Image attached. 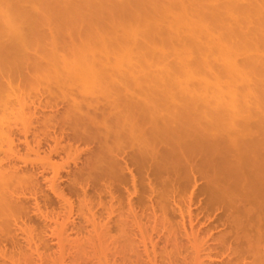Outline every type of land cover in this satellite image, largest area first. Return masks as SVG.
<instances>
[{"label": "rangeland", "instance_id": "374dc122", "mask_svg": "<svg viewBox=\"0 0 264 264\" xmlns=\"http://www.w3.org/2000/svg\"><path fill=\"white\" fill-rule=\"evenodd\" d=\"M87 1L0 0V170L19 210L0 218V264H264V67L245 63L264 46L233 53L244 79L209 49L246 44L264 1L235 0L262 5L245 23L234 0ZM215 77L237 110L209 83L196 103ZM146 129L170 140L142 145Z\"/></svg>", "mask_w": 264, "mask_h": 264}, {"label": "bare ground", "instance_id": "6f19581e", "mask_svg": "<svg viewBox=\"0 0 264 264\" xmlns=\"http://www.w3.org/2000/svg\"><path fill=\"white\" fill-rule=\"evenodd\" d=\"M103 1H104V0H103ZM238 1H239V0H238ZM263 1H264V0H263ZM47 2H48V1H47ZM87 2H89V3L91 4L92 1L89 0V1H87ZM232 2H233V1H232ZM89 3H87V4H89ZM100 3H102V2H100ZM233 3H234V4H233ZM233 3L230 4V5H232V6H230L231 9H230V10L228 9V10H229V11H232V12L235 11L237 8H238V10H239V7H240L241 5L238 7V2H235V0H234ZM261 3H264V2H261ZM90 4H89V5H90ZM92 4H93V3H92ZM251 4H252V3H251ZM252 5H253V4H252ZM254 5H255V6H250V5H249V7H248V5H246V6L248 7V9H245L246 6L240 7V9H241L240 12L242 11V14L244 15V13H243V11H244V12H245V16H243V17H245V20L247 19L246 21L243 20L241 23H243V22H244V23H245V22H248V18H249V21H250V20H251L250 18H253L254 15H255V14H254L255 8H259L260 6H262V5H260V6L258 7L256 4H254ZM233 6H236L237 8H236V7L234 8ZM256 6H257V7H256ZM263 6H264V5H263ZM249 8H250V9H249ZM251 8H253V9H251ZM232 9H233V10H232ZM234 9H235V10H234ZM259 9H260V10H259ZM259 9H258V10H259L260 13L263 12V10H262L261 8H259ZM245 10H246V11H245ZM249 10H250L251 12H252V10H253V12L250 13ZM261 10H262V11H261ZM247 11H248V13H247ZM247 14H248V15H247ZM249 14H251V15L253 14V16L251 17ZM256 14L259 15V13H256ZM261 14H263V15H259V17H258V16H256V17H258V20H257V21H260L259 24H260L261 27H260L259 24H258V27H257V28H258V29H259V28L261 29V30L259 29V31H261L262 35L260 36L261 33H260L259 31H257V32H256V35H255V30H254L253 33H252L253 35H252V34H251L252 36H251V35H250V36L247 35L248 37L244 35V32L242 33V34L244 35V38H243V37H242V38H243L244 40L247 39L246 42L249 43L250 45L247 44V43H246L247 45L244 44L245 41L241 40L240 43H239L241 46L239 47V45L237 44L238 46H237L236 48H234V49H236V50H234V49H233V50H230V49H228L227 47L225 48L223 45H221L220 47L215 46L216 48H214V47H213V48H211V47L209 48V49H210L211 51H213V52H214L213 49H216V50L218 51L217 53H219V55L221 56L220 58L223 60V62H226V64L224 63V65H225V66L223 67L224 69L222 68V69H223V72L226 70V72L231 73V74H232V73H237V74H240L241 76L243 75V76L241 77V78H243V77H245L244 74H247V71H248L249 73H250V71H251V73H252V70H251V69H253V67L258 66V64H259L261 67H264L263 64H262V62H263L262 58H263V57L261 58V57L257 56V54H258L259 52H258V50H256V49H258V48L264 46V41L262 42L263 39H262V40L260 39V38H264V36H263V35H264V32H263V31H264V29H263V28H264V13H261ZM246 16H247L248 18H247ZM260 16H261V17H260ZM203 17H204V16H203ZM214 17H215V16H214ZM259 18H260V20H259ZM243 19H244V18H243ZM177 21H178V22H177ZM177 21L175 20V22L173 21V23L171 22V23L169 24L170 29L168 28V29H169V31L167 32L168 34H169L170 32L172 33V31H178V29L181 28V27H179V26H181L183 22L179 21V19H178ZM257 23H258V22H257ZM179 24H180V25H179ZM177 25H178V26H177ZM184 27H185V26H184ZM199 27H200V26H199ZM239 27H241V26H239ZM239 27H238V28H239ZM196 28H197V27H196ZM238 28H236V29H231V30H230V29L227 30L228 34H227V32H226V36L229 37V40H230V38H233L234 35L237 36V35H236L237 33H238L239 37L241 36V32H242V31H240V28H239V29H238ZM241 28H242V27H241ZM184 29H185V28H184ZM195 30H196V29H195ZM195 30H194V35H195V33H196ZM233 30H235V31L237 30V33H236L235 31H233ZM241 30H242V29H241ZM181 31H182V30H181ZM192 31H193V30H192ZM196 31L198 32V31H200V30H196ZM238 31L240 32V34H239ZM171 33H170V35H169V36H170L169 39L172 38L171 35L175 38V37H176L175 34H171ZM178 34H179V33H178ZM180 34H181V33H180ZM192 34H193V33H192ZM254 35H255V36H254ZM257 35H259L260 38H258ZM177 36H178V35H177ZM192 36H193V35H192ZM198 36H199V34H198ZM198 36H197V38H198ZM253 36H254V37H253ZM256 36H257V38H255ZM201 37H202V36H201ZM246 37H247V38H246ZM195 38H196V36H195V37L193 36V39H192V41H190V43L192 42V43H194L195 46H198L199 39H197V38L195 39ZM240 38H241V37H240ZM242 38H241V39H242ZM248 38H249V40H251V39L254 38V40L256 41V43H255V42H252L253 40H252L251 43H250V41H248ZM194 39H195V40H194ZM200 39H201V38H200ZM256 39H257V40H256ZM258 39H259V40H258ZM171 40H173V38H172ZM195 41H196V42H195ZM242 41H243V42H242ZM259 41L262 42V43H259L260 45L262 44V46H260V45L258 44ZM241 42L243 43V45H244L245 47H247V49H246V48H245V49L242 48V47H244V46L242 45ZM192 43H191V45H192ZM199 44H200V45H199L197 48L194 47V45L191 46V45L189 44V45H190V46H189V49H190V48H193V49L196 48L195 50L198 51V48H199L198 53H200V49H201V51H202V49H203V47L201 46V45H202L201 40H200V43H199ZM251 44H252V45L254 44V45L251 46ZM255 44H256V46H255ZM257 44H258V45H257ZM248 45H249L250 47H253V48H250V47L248 48ZM258 46H259V47H258ZM201 47H202V48H201ZM238 48L241 49V50H239ZM189 49H187L186 53H188V52L191 53V51H188ZM193 49H192V50H193ZM218 49H219V50H218ZM248 49H249V50H248ZM260 49H261V48H260ZM205 50H206V49H205ZM207 50H208V49H207ZM207 50H206V52H207ZM210 50H209V51H210ZM238 50H239V51H242V50H246V51L254 50L255 53H256V51H257L258 53L255 55V57L258 58L259 61H258V60L254 57V55H253V56L250 57L251 60H250V59H245V60H246L245 63H246L247 65L243 63L244 66H245V65L248 66V63H249V66L247 67V71H246V69H245L246 66H245V68H243V67H244L243 65H240V66H242V67H238L239 64L236 65V64H237V63H235L236 61L233 60V57L235 58V55H236L235 53H236V52L239 53ZM197 51H195V52H197ZM211 51L209 52L210 56L214 55V53L211 52ZM260 51H261V50H260ZM262 51H263V50H262ZM203 52H204V50H203ZM203 52H202V54H205V53H203ZM234 52H235V53H234ZM233 53H234L235 55H234ZM200 54H201V53H200ZM211 54H212V55H211ZM233 55H234V56H233ZM258 55H259V54H258ZM208 56H209V55H208ZM208 58H209V57H208ZM208 58H207V59H208ZM246 58H247V57H246ZM248 58H249V56H248ZM259 58H261V59H259ZM221 59H220V60H221ZM215 60H216V59H215ZM256 60H257V62H255ZM261 60H262V61H261ZM205 61H207V62L205 63ZM205 61H204V63H205L204 66H206V65L208 64L209 67H210V66H211V64H210L211 62L208 63V61H210V59L205 60ZM212 61H214V59H213ZM249 61H251V62H249ZM100 62H101V61H100ZM252 62H254L255 64H253ZM258 62H259V63H258ZM98 63H99V62H98ZM214 63H215V62H214ZM256 63H257V65H256ZM251 64H252V65H256V66H252ZM208 65H207V66H208ZM250 65H251L252 68L250 67ZM249 67H250V68H249ZM261 67H260V69H261ZM210 68H212V66H211ZM95 69H96V68H95ZM95 69H94V70H95ZM99 69H100V68H99ZM249 69H250V70H249ZM96 70H97V69H96ZM103 70H104V69H103ZM220 70H221V69H220ZM221 72H222V71H221ZM260 72H261V70L258 71V72L256 71L257 74H259V75H261V76H264V71H263V73H260ZM251 73H250V75H252ZM98 74H99V72H98ZM100 74H101V73H100ZM100 74H99V75H100ZM257 74H256V75H257ZM99 75H96V76L100 77ZM217 78H218V77H217ZM217 78L215 77L216 80H215V81L213 80V82H210L209 80H208V81L205 80V81H204L205 84L200 85V87H206L205 89H204V88H203V89H204L205 91H207V92H205L203 89H201V90H202V91H201L202 94L205 93L204 95L201 94V96L204 97V98H199L197 101L195 100L196 103H197L199 100H203V99H204V102H205V101L207 102V101L209 100L208 98H209L210 96L208 95V92H209V91H208V90H209L208 88H210V86L213 85V86H211L210 89L216 91V92L214 91V96H213V97H215V98H214L215 101H217V102L219 101L218 104H219L220 106H222V105L224 104V105H223L224 109H225V105H226V103H228V105H231V104H232V105L234 106L233 108H234L235 110H237L236 108H237V105L239 106V104L236 103L237 100H238V98H237V96H236V92H235V90H232V89L229 88V90H230L231 92H232V91H233V92L231 93V92H229V90L227 91V89H225L226 87H223V85H222L223 82H222V81L219 82L218 79H220V78H218V79H217ZM243 79H244V78H243ZM245 79H248L247 75H246V78H245ZM221 82H222V83H221ZM201 83H203V81H202ZM208 83L211 84V85H209ZM212 83H213V84H212ZM204 85H205V86H204ZM208 85H209V86H208ZM221 85H222V89H224V90H226V91H224V90L221 91V89H219V88L221 87ZM259 85H261V84H259ZM207 86H208V87H207ZM215 87H216V88H215ZM217 87H218V88H217ZM229 87H230V86H229ZM206 89H207V90H206ZM217 89H218V91H217ZM203 91H204V92H203ZM217 92H219V93L222 92V93H224V95H225L227 92H229L231 95H232L234 92H235V94H233V96H230L229 93H228V95L230 96V98H229V102H228V101L226 102V101L223 99L224 95H223L222 93H220V94L218 95ZM215 94L217 95V97L219 96L218 99H217V97H216ZM206 95H208V98H207ZM220 95H221V96H220ZM242 95H243V97H242V96H240V97H242V98L244 99V97H246V94L243 93ZM244 95H245V96H244ZM247 95H248V94H247ZM222 96H223V97H222ZM232 97H233V98H232ZM205 98H206V99H205ZM221 98H222V99H221ZM224 98H225V97H224ZM242 98H240V100H239L240 102L242 101ZM189 99H190V98H189ZM212 99H213V98H212ZM216 99H217V100H216ZM231 99H232V100H231ZM131 100H132V99H131ZM187 100H188V99H187ZM191 100H192V104H193V98H192ZM124 101L126 102V99H125ZM135 101H136V100H135ZM135 101H134V103H135ZM138 101H139V100H138ZM185 101H186V100H185ZM188 101H189V100H188ZM188 101H187V103H188ZM195 101H194V104H195ZM210 101H211V100H210ZM223 101H224L225 103H224ZM230 101H231V103H230ZM232 101H233V102H232ZM246 101H247V97H246V99H244V101H242V102H243V103H246ZM119 102H120V101H119ZM121 102H122V101H121ZM136 102H137V101H136ZM140 102L142 103L141 100H140ZM204 102H203V103H204ZM206 102H205V103H206ZM212 102H214V100H213ZM217 102H216V103H217ZM132 103H133V102H132ZM132 103H131V104H132ZM134 103H133V105H134ZM141 103L138 102V103H137V106H138V104L140 105ZM182 103H183V102H182ZM210 103H211V102H210ZM216 103H215V104H216ZM229 103H230V104H229ZM235 103H236V105H235ZM111 104H112V102H111ZM128 104H130V103H128ZM131 104H130V107H129L130 109H129V110H130V111H134L133 108L136 107V106L133 107V105H131ZM143 104L146 105L147 103H146V104L143 103ZM185 104H186V103H185ZM194 104H193V105H194ZM198 104H199V103H198ZM198 104H197V105H198ZM207 104H208V102H207ZM221 104H222V105H221ZM240 104H241V103H240ZM124 105H125V104H124ZM189 105H190V103H189ZM195 105H196V104H195ZM197 105H196V106H197ZM201 105H202V104H201ZM216 105H217V104H216ZM228 105H226V106H228ZM140 106H142V105H140ZM147 106H148V105H147ZM187 106H188V105H187ZM191 106H192V105H191ZM204 106H205V105H204ZM220 106H217V107H220ZM235 106H236V108H235ZM246 106H247V105H246ZM246 106H245V107H246ZM123 107H124V106H123ZM143 107H144V106H143ZM145 107H146V106H145ZM198 107H199V105H198ZM207 107H208V106H207ZM137 108H138V107H137ZM147 108H148V107H147ZM190 108H191V107H190ZM226 108H227V107H226ZM131 109H132V110H131ZM145 109H146V108H145ZM145 109H143V110H145ZM179 109H180V108H179ZM185 109H186V108H185ZM188 109H189V108H188ZM217 109H218V108H217ZM123 110H126V109L123 108ZM190 110H191V109H189V111H190ZM200 110H201V109H200ZM130 111H129V112H130ZM136 111H137V110H136ZM136 111H134V112H136ZM184 111H185V110H184ZM196 111H197V108H196ZM122 112H123V111H122ZM203 112H205V111H203ZM235 112H237V111H235ZM241 112H242V111H241ZM144 113H145V112H144ZM144 113H143V114H144ZM175 113H176V112H175ZM177 113H178V112H177ZM197 113H198V112H197ZM207 113H208V112H207ZM210 113H211V112H210ZM215 113H216V112H215ZM140 114H142L141 111H140ZM191 114H192V113H191ZM199 114H200V113H199ZM240 114H241V113H240ZM128 115H129V114H128ZM152 115H153V114H152ZM184 115H185V112H184ZM202 115H203V114H202ZM215 115H216V114H215ZM231 115H233V114H231ZM126 116H127V115H126ZM132 116H133V115H132ZM142 116H143V115H142ZM118 117H119V116H118ZM121 117H122V115H121ZM130 117H131V116H130ZM153 117H154V116H153ZM119 118H120V117H119ZM123 118H124V117H123ZM132 118H134V117H132ZM142 118H145V117H142ZM150 118H151V117H150ZM159 118H160V117H159ZM202 118H203V117H202ZM125 119H126V121H124ZM127 119H129V117H125L124 120L122 119V120H121V121H122L121 124L118 123V121H120V119H119L118 121L116 120L117 122H116V121H115V122H116V124L118 123V125L120 124V125L124 128L123 130H125V129L128 128V127H130L131 129L134 127V128L132 129L131 133L133 132V130H135V127L140 126V125L144 122V121H143V122L140 124V122H141L142 120H144V119H141V121H139L138 119H140V117L137 118V119L134 118V119H136L137 121H136V120H133V119H131V120L128 121ZM173 119H174V118H173ZM203 119H204V118H203ZM189 120H190V119H189ZM127 121H128V122H127ZM154 121H156V120H154ZM159 121H160V119H159ZM176 121H177V120H176ZM186 121H187V120H186ZM186 121H185V122H186ZM190 121H191V120H190ZM200 121H201V119H200ZM202 121H203V120H202ZM215 121H216V120H215ZM152 122H153V121H152ZM181 122H182V121H181ZM213 122H214V121H213ZM163 123H164V122H163ZM200 123H201V122H200ZM214 123H215V122H214ZM237 123H238V122H237ZM113 124H114V123H113ZM156 124H157V123H156ZM160 124H161V123H160ZM175 124H176V123H175ZM175 124H173V125H175ZM9 125H10V124H9ZM114 125H115V124H114ZM120 125L117 127L118 129H121V126H120ZM148 125H149V124H148ZM162 125H163V124H162ZM179 125H180V124H179ZM237 125H238V124H237ZM245 125H246V124H245ZM152 126H155V123H154V125H152ZM159 126H160V125H159ZM249 126H250V125H249ZM7 127H8V126H7ZM171 127H172V125H171ZM171 127H170V128H171ZM242 127H243V126H242ZM2 128H3V127H2ZM152 128H153V127H152ZM154 128H155V127H154ZM179 128H180V126H179ZM6 129H7V128H6ZM149 129H151V128H149ZM158 129H160V128L158 127ZM164 129H165V127H164ZM171 129H172V128H171ZM195 129H196V128H195ZM242 129H244V128H242ZM123 130H122L121 135L124 133ZM162 130H163V129H162ZM174 130H175V129H174ZM174 130H173V131H174ZM182 130H183V129H182ZM248 130H249V129H248ZM127 131H128V130H127ZM146 131H148V132H146ZM146 131L144 132V135H145V136L142 135V133H141V135L144 136V139L140 137V138H138V141H139V139H143V140H141L142 145H143V143H144L146 146H147V145H152V144H150L151 138H149V136H151V135H149L148 133L153 134L154 132L152 133V131H151V130H148V129H146ZM235 131H236V130H235ZM235 131H234V133H235ZM8 132H10V131H8ZM108 132H109V131H108ZM114 132H117V131H114ZM159 132H160V134L158 133V135H157V133H155V134H154V137H152V136H151V137L154 138V139H156L155 137H157V138L160 137V138L162 139L163 134H164V136H166V134H165V130H164V131H159ZM162 132H164V133L161 135ZM171 132H172V130H171ZM10 133H11V132H10ZM110 133H111V132H110ZM110 133H109V134H110ZM127 133H128V132H127ZM127 133L125 132V134H123V135L126 137ZM183 133H184V132H183ZM1 134H3V133L1 132ZM115 134H116V133H115ZM118 134H119V132H118ZM118 134H117V135H118ZM235 134H236V133H235ZM3 135H4V134H3ZM105 135H106V134H105ZM119 135H120V134H119ZM131 135H134V133L131 134ZM131 135L129 134V136H131ZM146 135H147V136H146ZM148 135H149V136H148ZM159 135H161V136H159ZM170 135H172V136H170V138L174 136L173 133L170 134ZM185 135H186V134H185ZM111 136H112V135H111ZM129 136H128V137H129ZM134 136H135V135H134ZM122 137H123V136H122ZM122 137L120 136V138H122ZM132 137H133V136H132ZM166 137H167V138H166ZM166 137H164V138H165L166 141H167V139H169V138H168L169 136L167 135ZM183 137H184V136H183ZM186 137H187V136H186ZM230 137H231V136H230ZM107 138H108V135H107ZM115 138H116V137H115ZM133 138H134V137H133ZM164 138H163V139H164ZM134 139H136V138H134ZM172 139H173V138H171V140H172ZM176 139H177V138H176ZM187 139H188V138H187ZM235 139H236V138H235ZM111 140H112V139H111ZM121 140H124V139H121ZM132 140H133V139H132ZM157 140H158V139H157ZM169 140H170V139H169ZM206 140H207V139H206ZM135 141H136V140H135ZM153 141H154V140H153ZM153 141H152V143H154ZM159 141H161V140H159ZM184 141H186V139H185ZM170 142H171V141H170ZM170 142H169V143H170ZM177 142H178V141H177ZM202 142H203V141H202ZM234 142H235V141H234ZM121 143H122V142H121ZM169 143H168V144H169ZM185 143H187V142H185ZM185 143H184V146L186 145ZM191 143H192V142H190V144H191ZM116 144H117V143H116ZM155 144H156V143H155ZM170 144H171V143H170ZM170 144H169V146H171ZM181 144H182V143H181ZM187 144H188V143H187ZM133 145H134V144H133ZM139 145H140V143H139ZM178 145H179V143H178ZM112 146H113V145H112ZM114 146H115V145H114ZM156 146H157V145H156ZM137 147H138V146H137ZM172 147H173V146H171V148H172ZM179 147H180V145H179ZM134 148H135V147H134ZM169 148H170V147H169ZM169 148H167V150H165V151H164L165 153H163V154L169 155V154H170V151L172 150V149L170 150ZM138 149H139V147H138ZM140 149H141V148H140ZM145 149H147V148H145ZM173 149H174V147H173ZM181 149H182V148H181ZM187 149H188V148H187ZM159 150H160V149H159ZM189 150H190V149H189ZM142 151H143V149H142ZM150 151H151V150H150ZM157 152H158V151H157ZM171 152H173V151H171ZM141 153H142V152H141ZM146 153H147V152H146ZM167 153H169V154H167ZM144 154H145V153H144ZM150 154H151V153H150ZM147 155H148V154H147ZM144 157H145V155H144ZM147 157H148V156H147ZM147 157H146V158H147ZM160 157H161V156H160ZM164 157H165V156H164ZM153 158H154V157H153ZM161 158H162V157H161ZM159 159H160V158H159ZM144 160H145V159H144ZM174 160H175V159H174ZM159 161H161V159H160ZM171 161H172V160H171ZM0 162H1V161H0ZM165 162H166V161H165ZM168 162H170V161H168ZM166 163H167V162H166ZM170 163H171V162H170ZM173 163H174V162H173ZM173 163H172V164H173ZM174 164H175V163H174ZM3 165H4V164H3ZM167 165H168V164H167ZM170 165H171V164H170ZM0 167H1V165H0ZM2 168H3V167H2ZM2 168H1V169H2ZM6 169H7V167H6ZM8 170H9V169H8ZM3 171H5V170L2 169V172H1V170H0V218L5 219V221H7V219H9L10 216L13 215V213H16V212L19 211V210H17V207H18V206H17L16 204H14V201L11 199V197L13 196V195H12V194H13V192H12L13 189H11V185H10L11 182H9V181L11 180V177H8L9 173L6 174L7 172H5V174H4ZM10 171H11V170H10ZM2 173H3V174H2ZM10 173H11V172H10ZM236 173H237V172H236ZM10 175H11V174H10ZM12 178H13V177H12ZM17 178H18V177H17ZM252 178H254V177H252ZM252 178H251V179H252ZM238 179H239V178H238ZM12 180H13V179H12ZM15 180H16V179H15ZM239 180H240V179H239ZM245 180H248V179H245ZM249 180H250V179H249ZM252 180H253V179H252ZM254 180H255L256 182L259 181L258 179H255V178H254ZM260 180H261V182H262V181L264 182V179H260ZM13 181H14V180H13ZM217 181H218V180H217ZM218 182H219V181H218ZM252 182H253V181H252ZM252 182H251V183H252ZM256 182H253V183L256 184ZM259 182H260V181H259ZM14 183H15V181H14ZM213 183H214V182H213ZM246 184H248L247 186L251 187L250 184H249V182H247ZM246 184H245V185H246ZM260 184H262V183H260ZM260 184H258V182H257L256 186H257V185L260 186ZM263 184H264V183H263ZM263 184H262V185H263ZM241 185H242V184H241ZM245 185H244V188H246ZM251 185H252V184H251ZM262 185H261V186H262ZM57 187H58V186H57ZM241 187H242V186H241ZM252 187H254V186H252ZM13 188H15L14 185H13ZM53 188L56 189V186L53 185ZM53 188H52V190L54 191ZM255 188H256V187H255ZM257 188H258V187H257ZM257 188H256V190H255L254 188H252V189H254L253 191H254L255 193L252 191V189H249V188H248L249 191L251 190L250 192H253L254 195L256 194V195H255L256 197H253V198H257V195L260 194V196H261V195L263 194V192H261V191L264 190V189H263L264 187H262L263 190H260V188H259V189H257ZM15 190H16V189H15ZM15 190H14V192L17 194L16 191H18V190H16V191H15ZM224 190H225V189H224ZM226 190H227V189H226ZM258 190H260V191H258ZM56 191H57V190H56ZM56 191H55V193H56ZM256 191H258V194L256 193ZM19 192H20V191H19ZM259 192H260V193H259ZM15 193H14V194H15ZM253 193H252L251 195H253ZM56 194H58V193H56ZM245 195H246V194H245ZM20 196H21V195H20ZM15 197H16V196H15ZM246 197H247V195H246ZM20 198H21V197H20ZM258 198H259V197H258ZM247 200H248V199H247ZM248 203H249V201H248ZM15 205H16V206H15ZM250 205H251V204H250ZM246 208H247V207H246ZM250 208H251V207H250ZM247 212H248V211H247ZM250 212H251V211H250ZM259 213H260V212H259ZM7 216H8L9 218L6 219L5 217H7ZM14 216H15V214H14ZM12 217H13V216H12ZM263 217H264V216H263ZM12 219H13V218H12ZM16 220H17V219H16ZM12 221H13V220H12ZM0 222H2V221H0ZM3 222H4V221H3ZM6 223H7V222H6ZM6 223H5V225H6ZM8 223H10V222H8ZM8 223H7V224H8ZM0 225H1V224H0ZM262 225H263V224H262ZM7 227H8V226H7ZM3 228H5V227H3ZM4 230H5V229H4ZM2 231H3V230H2ZM2 231H1V232H2ZM5 232H6V231H5Z\"/></svg>", "mask_w": 264, "mask_h": 264}]
</instances>
